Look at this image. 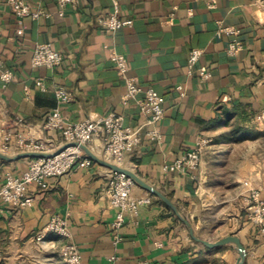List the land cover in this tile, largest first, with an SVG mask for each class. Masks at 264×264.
<instances>
[{"label":"crops","instance_id":"crops-1","mask_svg":"<svg viewBox=\"0 0 264 264\" xmlns=\"http://www.w3.org/2000/svg\"><path fill=\"white\" fill-rule=\"evenodd\" d=\"M24 2L44 15L20 24L0 0V75L13 73L6 86L0 80V124L18 118L32 136L57 140L43 126L57 106L53 89L59 86L71 95L61 107L70 123L117 114L141 135L122 168L164 194L195 237L209 243L236 237L244 247L243 264H264V235L249 218L252 206L239 203L255 193L264 200V0H124L120 18L132 25L115 32L98 23L113 9L111 0H74L62 17L57 0ZM38 44L61 53L62 64L53 70L32 67ZM192 50L201 55L189 69ZM111 51L124 56L128 77L164 98V117L156 125L160 141L149 140L150 127L136 103H123L126 87ZM199 71L209 78L201 80ZM38 80L46 92L36 88ZM200 140L206 144L197 169L168 171ZM29 161L0 160V188L6 173L20 176ZM108 171L93 163L50 179L46 190L28 186L31 205L0 215L3 263L64 264L58 252L71 242L83 264H236L233 244H197L154 197L137 214L125 213L121 227L113 229L117 211L105 199ZM132 196L150 195L135 184ZM55 216L67 222L70 238L49 234L36 242L37 232Z\"/></svg>","mask_w":264,"mask_h":264},{"label":"built area","instance_id":"built-area-1","mask_svg":"<svg viewBox=\"0 0 264 264\" xmlns=\"http://www.w3.org/2000/svg\"><path fill=\"white\" fill-rule=\"evenodd\" d=\"M13 14L21 24L25 18L37 20L44 14L41 11L32 12L24 0H5ZM124 0H111L112 10L98 19V23L104 29L115 32L125 26L132 25V20L120 18V5ZM74 0H57L58 16L62 17L67 6ZM237 46H232L230 53L236 52ZM201 51L192 50L188 67L192 69L198 61ZM110 58L116 65L117 74L123 80L126 93L123 103L134 101L141 113L146 117L145 126L150 127L147 136L150 141H160L161 136L156 125L164 117V98L152 88H142L135 78L127 76L128 65L123 55L111 51ZM64 60L61 53L53 50L48 44H38L34 48L31 59L32 67H44L53 70L59 67ZM13 73L5 71L0 75V80L6 86L13 81ZM199 78L206 80L209 73L199 71ZM37 89L46 92L43 81L35 83ZM27 90V88L25 89ZM28 91V90H27ZM26 91V92H27ZM53 94L57 106L47 115L44 123V131L57 134V140L53 137L36 138L31 135L30 128L21 119L6 117L0 124V153L6 156H15L21 153H38L53 155L50 158L30 159L27 169L18 177L6 173L5 182L0 188V215L6 208L16 209L29 207L32 199L26 196V189L30 185L40 190H46L48 181L62 177L74 168L88 169L93 165L92 160L86 156L80 146H84L98 159L122 167L125 157L140 143V130L133 129L124 124L117 114H109L94 120H86L79 123L68 122L61 112V107L71 102V95L64 87H55ZM206 143L202 140L196 143V148L185 153L169 168L170 172H184L189 169H197L200 164L201 151ZM74 145V146H71ZM107 187L105 199L107 205L117 211L113 229H119L123 223L124 214L127 212L137 214L143 206L152 202L151 196L135 198L132 196V188L135 182L123 174L108 171L104 174ZM252 211L250 220L260 227V233L264 235V200L259 194L252 196ZM55 235L62 240H68L70 233L67 222L58 217H52L46 227L37 232L36 242H42L49 235ZM116 242L118 238L115 237ZM61 262L64 264H83L79 248L76 244L65 242L58 252ZM112 260V259H111ZM115 259L112 260L114 262ZM0 264H4L0 259Z\"/></svg>","mask_w":264,"mask_h":264},{"label":"water","instance_id":"water-1","mask_svg":"<svg viewBox=\"0 0 264 264\" xmlns=\"http://www.w3.org/2000/svg\"><path fill=\"white\" fill-rule=\"evenodd\" d=\"M74 146V145H71ZM80 148L82 149V151L86 154V156L89 158V160H92L93 163H97L107 169H109L112 172L118 173V174H123L128 178H131L136 185H138L139 187H141L143 190H145L148 195H150L151 197H154L156 199H158L159 201H161L176 217L177 219L182 222L187 228H188V232L189 235L191 237V239L195 242L202 244L203 246L209 248V249H215L227 244H233L238 252V259L236 264H243L244 262V258H245V251H244V247L241 245L240 240L236 237H226L224 239H221L215 243H209L207 241L201 240L197 237H195L194 232L190 223L184 219L182 217V215L179 213V211L177 210V208L174 206V204L164 195L162 194L160 191L154 189L152 186L148 185L147 183L143 182L140 178H138L134 173L122 168V167H118L114 164L108 163L104 160L98 159V157H96L94 154L90 153L88 151V149L84 146H80ZM53 155H44V154H38V153H21L12 157L6 156L2 153H0V160L4 161V162H16L19 160H23V159H41V158H50Z\"/></svg>","mask_w":264,"mask_h":264},{"label":"rangeland","instance_id":"rangeland-1","mask_svg":"<svg viewBox=\"0 0 264 264\" xmlns=\"http://www.w3.org/2000/svg\"><path fill=\"white\" fill-rule=\"evenodd\" d=\"M227 203H229L230 201H226ZM240 205L244 208V209H249V206H252L253 202L250 199H247L245 197H242V199L239 201ZM252 203V204H251ZM239 205V204H238ZM239 207V206H238Z\"/></svg>","mask_w":264,"mask_h":264},{"label":"bare ground","instance_id":"bare-ground-1","mask_svg":"<svg viewBox=\"0 0 264 264\" xmlns=\"http://www.w3.org/2000/svg\"><path fill=\"white\" fill-rule=\"evenodd\" d=\"M2 116H3V113L0 111V117L2 118Z\"/></svg>","mask_w":264,"mask_h":264}]
</instances>
